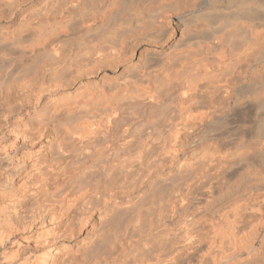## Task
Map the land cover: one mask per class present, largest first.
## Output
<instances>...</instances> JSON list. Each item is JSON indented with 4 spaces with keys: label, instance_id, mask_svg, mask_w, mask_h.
<instances>
[{
    "label": "bare ground",
    "instance_id": "bare-ground-1",
    "mask_svg": "<svg viewBox=\"0 0 264 264\" xmlns=\"http://www.w3.org/2000/svg\"><path fill=\"white\" fill-rule=\"evenodd\" d=\"M167 169L231 197L194 264H264V0H0V264H180L106 229Z\"/></svg>",
    "mask_w": 264,
    "mask_h": 264
},
{
    "label": "rangeland",
    "instance_id": "rangeland-1",
    "mask_svg": "<svg viewBox=\"0 0 264 264\" xmlns=\"http://www.w3.org/2000/svg\"><path fill=\"white\" fill-rule=\"evenodd\" d=\"M227 129H229V131L230 130H234L233 128H226V132L227 133H230ZM252 131H254V130H252V129H249V130H246L245 131V133H247V134H245V136H246V138L248 139V134H251V135H249V136H253L254 134H255V132H252ZM234 132V131H233ZM256 139V138H255ZM255 139H253L252 137H251V139H248L251 143H253V142H255V143H257L256 141H258V140H256L255 141ZM233 159V160H232ZM232 159H231V163H234L233 161L235 160V159H237V161H238V157H232ZM254 162V161H253ZM198 163H199V160H198ZM257 163H258V161H257ZM257 163H254V165H256V166H258L257 165ZM197 165V164H196ZM175 170L176 169H171V170H166L165 171V173L163 174V180H165V181H163L162 183H160L159 185H158V193H159V199H160V202H161V205H160V209H161V212L163 213V215H162V220H161V222H162V225H161V227H160V229H158L159 230V233H157L158 232V230L156 229V225L158 224H156L155 226H154V224L152 225V223H149V224H151L152 226H150L149 224H148V221L149 222H151V220H152V222L155 220V218H157V215L155 216V214L158 212V207L157 206H154V205H156L154 202L152 203V202H149V201H151V200H149L150 199V197L149 198H147L146 200H143V202L142 203H144V201L145 202H147V200H149L148 202L153 206H151L150 204H146V203H144V205L143 204H140L141 203V201H140V203L138 202V204H140V205H143L142 207L141 206H139L138 204V207L140 208V210H141V212H142V214H141V212H140V210H138L139 208H136V210L137 211H139L138 213H139V217H140V219L138 220L137 218H139L138 216L136 217V215H134V217H131L132 216V214H134L133 212H136L135 214H137V211L135 210V208H134V210L135 211H133V212H131V211H125V210H119V211H117V212H115L112 216H111V218H110V220L107 222V224H106V229L108 230L107 231V236H108V238L110 237V238H118V237H131L130 239H132L133 241H134V238H135V241H138V239L140 240V241H138V245H137V247L139 246V250L138 249H136L137 250V252H142L143 253V255H146V256H148V258H149V261L151 260V262H154V261H152L153 260V257H157L158 255H160L161 257H163V259L165 258H167V257H169V254H174V252H177L176 254H178V255H180L181 253H183V254H181L180 256H179V258H183L184 257V255H185V257L183 258V259H181V261H180V264H194V261H195V258L197 257V253L199 254V252H196L199 248H198V241H202L203 239H204V236H206V235H208V233H209V228H210V225H209V222L208 221H206L209 217H210V215H211V217H212V215H215V213L217 212V211H220V210H222L224 207L223 206H225V204L227 205V201L229 202V197L230 196H228V198L227 197H225L226 199H227V201L226 202H224L226 199L225 198H221V199H216L215 200V204L211 207V208H213L214 209V211H213V209L211 210V208H209V209H207V208H203V209H199L198 211H197V209H195V207L197 206H195V204H198L199 206H201L202 207V205H200V203H198V202H201L202 204H205V201H207V200H209L210 199V193H209V191H208V186L206 187V184H203L202 182H199V183H197L198 181H201V180H197V182L196 183H194V185H192L193 184V182H195L196 180H193V182H192V180H191V178H190V176H188V174H187V176H188V178H190V179H188L187 177H185L186 176V173H184L183 171L182 172H178V173H176L175 172ZM173 171V172H172ZM242 171V170H241ZM240 171V175L239 176H236L237 178H239L242 182H244L243 180H245V183L246 184H252V182H251V179L249 180L247 177H249L250 178V176H247V175H250L249 174V172H247V171H242V172H245V173H248V174H245V173H242ZM180 174V175H179ZM170 175H172V176H170ZM176 175V176H175ZM180 176V177H179ZM185 177V178H184ZM180 178H183L182 180L180 179ZM186 178H187V180H186ZM226 178H231L230 177V174H226ZM177 179V180H176ZM195 179H197V178H195ZM185 180H186V183H185ZM188 181L190 182L191 181V184H190V186H188L187 187V189H189V190H191L190 192H189V190H183L184 188H186V186L184 187V188H182V190H180L179 191V189H181V187H182V184H188ZM171 182V183H170ZM164 183H166V184H164ZM181 184V185H180ZM199 184H200V186H199ZM198 185V186H197ZM191 186H194V188H192ZM177 187V188H176ZM191 187V188H190ZM200 187V188H199ZM176 188V189H175ZM202 188V189H201ZM193 189V190H192ZM164 190V191H163ZM174 190H175V192H176V194H175V192H174ZM197 190H199L198 191V193H196V191ZM169 191V192H168ZM177 191L180 193V194H182V197H184L183 199H187V197H188V199L187 200H191L192 202H193V204H194V207L193 208H190L189 210L188 209H186V206L184 207H180V205H181V203H180V200L178 201V198H182L180 195H178V197L176 198V196H177ZM202 191V192H201ZM185 192V193H184ZM183 193H184V195H183ZM186 193H190V194H192V195H194L195 193H196V195H194L193 197H192V195L190 196V195H188L186 198H185V195H186ZM168 194V195H167ZM151 195V194H150ZM174 196V197H172V196ZM166 196V197H165ZM202 196V197H201ZM151 197H152V195H151ZM195 197H199V199H196ZM201 197V198H200ZM161 198H164V199H161ZM169 198H171V199H169ZM191 198V199H190ZM231 198V197H230ZM167 199H169V200H167ZM183 199H181V200H183ZM201 199V200H200ZM163 202H162V201ZM195 200H197V201H195ZM173 201H175V204H174V202ZM222 201V202H221ZM147 202V203H148ZM172 202H173V204H172ZM197 202V203H196ZM225 203V204H222V203ZM218 204H220V205H218ZM147 206V208H146V206ZM222 205V206H221ZM169 206H170V208H169ZM173 206V207H172ZM175 206V207H174ZM155 207L157 208V209H155ZM166 207H167V209H166ZM176 207H177V209H176ZM221 207V208H220ZM149 208V209H148ZM169 209V210H168ZM183 209H184V211H183ZM217 209V210H216ZM144 210V211H143ZM153 210H155V211H153ZM168 210V211H167ZM172 210V211H171ZM176 210V211H175ZM157 211V212H156ZM165 211V212H164ZM213 211V212H212ZM216 211V212H215ZM131 214H130V213ZM171 212V213H170ZM215 212V213H214ZM148 213V214H147ZM153 213V214H152ZM173 213V214H172ZM141 214V215H140ZM151 214V215H150ZM158 214V213H157ZM169 214V215H168ZM172 214V215H171ZM131 215V216H130ZM138 215V214H137ZM150 215V216H149ZM134 218V219H133ZM194 219V220H192V219ZM195 218H197V220L195 221ZM130 219H133L132 221H130ZM165 219H167V220H165ZM189 219V220H188ZM198 219H200V220H198ZM155 221H157V219L155 220ZM167 221V222H166ZM182 221V222H181ZM188 221V222H187ZM190 221H192V222H194V223H192V222H190ZM199 221V223H197ZM203 222H206V223H204V224H202ZM139 223V224H138ZM156 223V222H155ZM184 223H185V225H184ZM201 223V224H200ZM207 223H208V225H207ZM132 224V225H131ZM187 224V225H186ZM190 224V225H189ZM194 224H196V225H193ZM199 224V225H198ZM146 225V226H145ZM149 225V226H148ZM164 225V226H163ZM145 226V227H144ZM149 227V229H151L150 227H152V229L155 227V229H153L152 231L151 230H148V229H146V227ZM166 226V227H165ZM171 226V227H170ZM190 227V228H189ZM192 227V228H191ZM196 227V228H195ZM202 227V228H201ZM186 230H185V229ZM164 229V230H163ZM194 229V230H193ZM146 230V231H145ZM151 231V232H155L156 230V233H154L155 234V238L156 239H158V238H160L161 240H158V242L156 243V242H154V241H156V240H153L154 239V237L152 236V235H154L153 233H151V232H149L148 233V231ZM161 230V231H160ZM176 230V231H175ZM204 230V231H203ZM165 231V232H164ZM185 231V232H184ZM189 231V232H188ZM194 231V232H193ZM196 231V232H195ZM198 231V232H197ZM129 232V233H128ZM180 232V233H179ZM191 232V233H190ZM208 232V233H207ZM152 235H151V234ZM162 233V234H161ZM177 233V234H176ZM201 233V234H200ZM145 234V235H144ZM146 234H147V236H146ZM148 234H150L149 236L151 237H149L148 236ZM157 234H158V236H157ZM205 234V235H204ZM142 237V238H140V236ZM160 235V236H159ZM163 237H162V236ZM168 235V236H167ZM175 235V236H174ZM188 235V236H187ZM191 235V237H195V239L193 238V241L195 242H191V244L190 245H188L186 242H187V238L189 237ZM115 236V237H114ZM116 236H118V237H116ZM145 236V237H144ZM166 236V237H165ZM174 236V237H173ZM120 237V238H121ZM122 237V238H123ZM149 238V240H148V238ZM168 237V238H167ZM197 237V238H196ZM200 237V238H199ZM207 237V236H206ZM112 238V239H113ZM137 238V239H136ZM145 238V239H144ZM171 238H173V239H171ZM144 239V240H143ZM169 239V240H168ZM177 239V240H176ZM178 239H180V240H178ZM206 239V238H205ZM152 242H151V241ZM184 240H186V241H184ZM197 240V241H196ZM146 241H148V242H150V245H149V243L148 242H146ZM162 241H164V243L162 242ZM144 243V245L145 246H143L142 247V245H141V243ZM146 242V243H145ZM162 242V243H161ZM168 242V243H167ZM175 242V243H174ZM179 242V243H178ZM183 242H185V243H183ZM155 243V245H153ZM179 245H178V244ZM148 244V245H147ZM159 244H161L162 245V249H161V246L159 245ZM167 244V245H166ZM170 244H172V245H170ZM153 245V246H152ZM177 245V246H176ZM197 245V246H196ZM153 248H152V247ZM158 246V248H156V249H154V247H157ZM167 246V247H166ZM193 246V247H192ZM160 247V248H159ZM189 247H191V248H189ZM178 248V249H177ZM185 250H184V249ZM146 249V250H145ZM150 249V250H149ZM159 249V250H158ZM174 249H176V250H174ZM187 249V250H186ZM196 251H195V250ZM155 250V251H154ZM167 250V251H166ZM171 250V251H170ZM153 251L155 252V253H153ZM158 251H160V253L162 252V254H160ZM181 251V253H179V252ZM191 251H192V253H191ZM200 251V250H199ZM173 252V253H172ZM194 252V253H193ZM196 252V253H195ZM159 253V254H158ZM165 253V254H164ZM168 253V254H167ZM186 254H189V255H186ZM195 254V255H194ZM164 255V256H163ZM166 255V256H165ZM168 255V256H167ZM151 256V257H150ZM191 256V257H190ZM194 258H193V257ZM190 257V258H189ZM152 258V259H151ZM154 258V259H155ZM183 260H185V261H183ZM150 262V263H151Z\"/></svg>",
    "mask_w": 264,
    "mask_h": 264
}]
</instances>
